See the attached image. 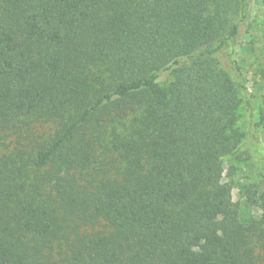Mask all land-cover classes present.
<instances>
[{
	"label": "trees",
	"instance_id": "16d2710c",
	"mask_svg": "<svg viewBox=\"0 0 264 264\" xmlns=\"http://www.w3.org/2000/svg\"><path fill=\"white\" fill-rule=\"evenodd\" d=\"M251 8L0 0V264H264V191L231 220L226 174Z\"/></svg>",
	"mask_w": 264,
	"mask_h": 264
},
{
	"label": "rangeland",
	"instance_id": "374dc122",
	"mask_svg": "<svg viewBox=\"0 0 264 264\" xmlns=\"http://www.w3.org/2000/svg\"><path fill=\"white\" fill-rule=\"evenodd\" d=\"M242 25L241 42L231 52L248 79L256 124L251 125L245 107H241L238 126L255 148L244 145L237 157L227 161L226 174L234 203L230 219L247 222L262 214V209L249 199V191H264V0H252L250 14Z\"/></svg>",
	"mask_w": 264,
	"mask_h": 264
}]
</instances>
